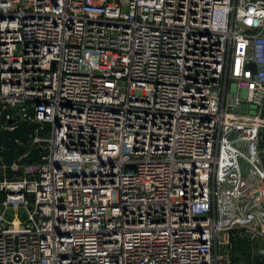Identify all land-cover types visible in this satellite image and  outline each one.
Segmentation results:
<instances>
[{"label":"built area","instance_id":"built-area-1","mask_svg":"<svg viewBox=\"0 0 264 264\" xmlns=\"http://www.w3.org/2000/svg\"><path fill=\"white\" fill-rule=\"evenodd\" d=\"M19 121L0 264H264V0H0Z\"/></svg>","mask_w":264,"mask_h":264},{"label":"water","instance_id":"water-1","mask_svg":"<svg viewBox=\"0 0 264 264\" xmlns=\"http://www.w3.org/2000/svg\"><path fill=\"white\" fill-rule=\"evenodd\" d=\"M37 123H28L19 121L11 130H0V156L4 160H12L20 156L24 152L22 145L18 141H24L29 134L34 132ZM40 148L32 149L26 156L21 158V162L31 161L39 156Z\"/></svg>","mask_w":264,"mask_h":264},{"label":"trees","instance_id":"trees-1","mask_svg":"<svg viewBox=\"0 0 264 264\" xmlns=\"http://www.w3.org/2000/svg\"><path fill=\"white\" fill-rule=\"evenodd\" d=\"M237 252L238 256L236 258H241L245 264H256L259 261V257L255 254L251 257L249 244L243 239H238L236 246L233 248ZM233 251V252H234Z\"/></svg>","mask_w":264,"mask_h":264},{"label":"rangeland","instance_id":"rangeland-1","mask_svg":"<svg viewBox=\"0 0 264 264\" xmlns=\"http://www.w3.org/2000/svg\"><path fill=\"white\" fill-rule=\"evenodd\" d=\"M41 134H42V135H49V132L46 131L45 133H41ZM242 150H243V154H244V155H247V154H248L246 150H244V149H242ZM240 163L243 164V163H244V159L240 158ZM233 251H234V249L232 250V253H233ZM250 254L253 256V255L255 254V252H254L253 250H251V251H250ZM237 259H239V261H240L242 264H245V262H244L243 260H241V258L238 257Z\"/></svg>","mask_w":264,"mask_h":264}]
</instances>
